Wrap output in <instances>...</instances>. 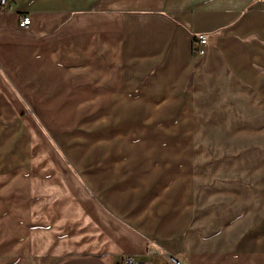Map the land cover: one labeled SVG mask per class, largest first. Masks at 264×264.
Instances as JSON below:
<instances>
[{"label":"crops","instance_id":"crops-1","mask_svg":"<svg viewBox=\"0 0 264 264\" xmlns=\"http://www.w3.org/2000/svg\"><path fill=\"white\" fill-rule=\"evenodd\" d=\"M1 2L0 264H264V212L197 170L193 134L159 128L200 93L258 112L264 0ZM195 34L209 38L201 67ZM138 107L147 132L102 131L133 124L119 112Z\"/></svg>","mask_w":264,"mask_h":264},{"label":"rangeland","instance_id":"rangeland-1","mask_svg":"<svg viewBox=\"0 0 264 264\" xmlns=\"http://www.w3.org/2000/svg\"><path fill=\"white\" fill-rule=\"evenodd\" d=\"M195 59L197 58L195 57ZM205 60L199 62L198 67L203 66ZM154 71L156 74V70ZM146 80L148 81V78L144 79L145 82ZM139 87L141 88L142 85ZM253 95H257L260 99V109H257V113L255 109L243 108V103L233 99V93L220 92L216 108L208 107V102L205 101L206 95L200 93L198 107L180 109L179 117H183L180 124L160 125L159 128L161 132L177 131L193 134L195 139L191 141V145L195 152L200 155L197 170L206 174L207 171L210 172V169H216L214 183L225 186L231 185L234 191L240 193L241 197L247 200L248 208L251 211H254L257 206L256 209L264 212V110L261 111V107H264V93ZM10 111H12L13 116L9 120L12 122L14 119H18V122L22 120L24 128L34 138L35 143L39 144L41 151H44L46 148L43 144L46 145L47 143L34 122L29 119L30 116L29 118L25 114L21 116L19 109H11ZM144 111H146L145 108L138 107L127 112L124 111V114L119 112V117L129 118V120L134 117L133 124L131 121H129V125L126 123H122V125L112 124L103 128L102 131L112 135L129 131L133 127L136 132H147L146 126L138 125L136 122ZM163 112V109H157L155 115ZM255 114H258L259 117H256ZM112 118L110 115L107 116V120ZM94 145L95 142L92 147ZM34 160L37 163H43L42 161L48 163L42 156H38ZM58 160L57 157H52V161L49 163L58 164L60 162ZM228 166L232 170L224 169ZM26 195L31 196V191L28 190L27 193L26 190H23V196ZM31 207L24 204L22 206L23 212L27 213Z\"/></svg>","mask_w":264,"mask_h":264},{"label":"built area","instance_id":"built-area-1","mask_svg":"<svg viewBox=\"0 0 264 264\" xmlns=\"http://www.w3.org/2000/svg\"><path fill=\"white\" fill-rule=\"evenodd\" d=\"M2 9H8V0H2ZM31 25V18L29 16H24L21 21V27L28 28ZM209 50L208 37L203 34H195L193 41V52L195 57L202 62L206 59ZM153 252H150L152 254ZM123 264H146L144 261H139L133 256H126L123 260ZM167 264H182L180 260L175 257L168 256Z\"/></svg>","mask_w":264,"mask_h":264}]
</instances>
